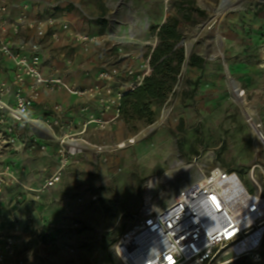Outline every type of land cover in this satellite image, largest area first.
I'll list each match as a JSON object with an SVG mask.
<instances>
[{
  "label": "rangeland",
  "instance_id": "374dc122",
  "mask_svg": "<svg viewBox=\"0 0 264 264\" xmlns=\"http://www.w3.org/2000/svg\"><path fill=\"white\" fill-rule=\"evenodd\" d=\"M50 1L68 3L70 18L88 33L113 31L124 37L132 15L148 19L149 30L124 46L134 68L140 66L136 56L151 51L158 27L177 17L185 62L168 98L151 104L153 123L125 119L122 107L117 116L102 115L93 105L92 115L105 125L92 124L85 131L70 120L54 126L61 140H53L52 153L48 145L27 138L16 150L0 144V169L10 166L21 183L6 188L0 200V245L11 242L7 263L120 264L114 247L140 222L142 210L165 207L206 165L236 172L251 192L254 172L264 196V147L247 122L254 114L263 131L264 3L243 0L235 9L219 12L220 0ZM73 4L106 21L84 22ZM182 13L189 18L182 19ZM193 55L204 60L202 67L189 66ZM116 57V51L107 52L105 63L122 64ZM229 79L244 91L241 103L234 99ZM69 94L67 89L47 90L42 115L33 119L53 124L54 106L69 108ZM72 139L80 144L75 155L66 146ZM42 157L49 160L41 164ZM54 176L59 181L47 186ZM259 255L257 263L252 255L239 261L264 264V240Z\"/></svg>",
  "mask_w": 264,
  "mask_h": 264
},
{
  "label": "built area",
  "instance_id": "2783aa9c",
  "mask_svg": "<svg viewBox=\"0 0 264 264\" xmlns=\"http://www.w3.org/2000/svg\"><path fill=\"white\" fill-rule=\"evenodd\" d=\"M68 5L50 0H0V58L12 65L10 78L0 77V144L15 149L24 146L16 133L17 124L31 128V136L38 134L31 127L35 119L29 113L44 90L67 89L77 100L69 108L54 106L53 124L44 123L56 136L53 127L62 126L64 121L72 120V124L85 131L92 124L103 127L106 122L95 119L91 107L99 108L102 115L112 112L117 116L124 97L140 88L152 73L151 54L157 45L156 36L151 51L136 56L139 68L128 63L132 55L123 51L124 46L149 30L148 19L140 21L132 16L124 37L113 31L104 35L88 33L81 30L78 20L70 18ZM73 5L86 23L106 21L90 16L78 4ZM72 49L85 55L97 51L102 56L114 50L122 64L108 65L107 58L103 59L95 82L81 87L66 80L72 70L85 65L76 63ZM197 173L165 207L158 210L146 206L142 210L140 222L128 229L114 247L120 264H225L249 255L255 263L261 261L264 196L258 181L251 177L254 190L246 187L242 191L238 182L242 180L235 172L206 165ZM58 181L59 178L51 177L47 186ZM16 185L21 183L12 168L7 165L0 169V194ZM225 189H238L240 196L252 195L253 207L236 215L229 207ZM10 243L0 245V264H11L7 263ZM227 255L231 256L228 260Z\"/></svg>",
  "mask_w": 264,
  "mask_h": 264
},
{
  "label": "trees",
  "instance_id": "16d2710c",
  "mask_svg": "<svg viewBox=\"0 0 264 264\" xmlns=\"http://www.w3.org/2000/svg\"><path fill=\"white\" fill-rule=\"evenodd\" d=\"M182 19H188L185 13L179 14ZM102 22H105L104 20ZM180 20L169 17L156 31L157 45L151 54L152 73L143 85L136 91L127 94L122 101V112L125 119H146L153 123L155 113L152 103H163L171 94L177 77L185 62L184 49L179 47L181 33ZM204 60L199 56L189 58V66L202 67ZM231 264H242L239 260Z\"/></svg>",
  "mask_w": 264,
  "mask_h": 264
},
{
  "label": "crops",
  "instance_id": "0c3cea01",
  "mask_svg": "<svg viewBox=\"0 0 264 264\" xmlns=\"http://www.w3.org/2000/svg\"><path fill=\"white\" fill-rule=\"evenodd\" d=\"M65 45H68L67 41H65ZM71 54H72V56H74L76 63L85 64V65H84V67H79V68L76 67L74 70H72L71 74H69L66 78L67 82L68 83H76L77 85H79L81 87H87V86L92 85L95 82L96 74H97L99 65L103 61L104 56L100 55L97 51L96 52L93 51L90 55H85L84 53L80 52L78 49H72ZM11 70H12V65L10 63L6 62L4 59L0 58V77L4 78V79H9L11 74H12ZM45 93H47V90H44L42 92L41 99L34 106V108L30 111L29 117L31 119H33V117L34 118L38 117V115L42 112V103L45 102L47 99L45 97ZM69 95L72 98V102L70 104V107H72L76 104L77 100L71 94H69ZM40 115H42V114H40ZM259 118L263 123V131H264V105H263V110L261 109L259 111ZM26 131L29 132L32 130L29 127L23 128L21 125L17 124L16 133L19 137V140L23 141L25 138H27L25 141H29V142L35 141V142H39L41 145H48V148L51 151V148H52L51 143L53 142L54 139H49V137L47 135L42 134V133L36 134L34 136H31V134H29V136L27 137ZM12 149L16 150L15 148H12ZM51 153H52V151H51ZM48 160L49 159L47 157H42L40 159V163L44 164ZM254 160H255V158H253V161ZM211 166L213 167V165H211ZM221 170H223V169H221ZM243 180L247 181L244 178H243ZM24 183H26V181H24ZM27 183H28V185L30 184L28 181H27ZM14 188H19V187H14ZM6 191L7 190H5L2 194H0V200L2 199L3 195L5 196V194L7 193Z\"/></svg>",
  "mask_w": 264,
  "mask_h": 264
},
{
  "label": "bare ground",
  "instance_id": "6f19581e",
  "mask_svg": "<svg viewBox=\"0 0 264 264\" xmlns=\"http://www.w3.org/2000/svg\"><path fill=\"white\" fill-rule=\"evenodd\" d=\"M242 1L243 0H220V4H219V7H218V11L219 12H224L226 10L228 11L229 9H235L237 7V5H235V4H239ZM256 1H258L259 3H264V0H256ZM134 11L135 10H133V12ZM229 87H230V90L232 92V95H233L234 99L237 102L241 103L243 101L244 91L239 87V84L235 80L229 79ZM247 122L252 127V129L254 130L255 135L257 136V138L261 142L262 146L264 147V132L262 131L261 125L258 122V120L255 117V115L252 114V113H250L247 116ZM31 127H32L33 131H37L38 134L39 133H42V134L47 135L49 137V139L57 140V136H55L50 131L49 127H47L44 123H42L39 120L35 119L32 122ZM58 140H61V139L58 138ZM63 142H64V140H63ZM78 142L79 141L73 140V139L67 142V145L66 146L70 150V153L73 154V155L78 154L81 151V150H79L80 144H78ZM212 160H213L212 158H209L207 161H212ZM180 165L181 164H175L174 167H178ZM251 177H254V179H255V173L254 172L250 175V178ZM238 182H239V186L242 189V191L243 190L246 191L247 188L243 184V182L240 181V180ZM152 185L153 186L157 185L155 180L152 182ZM237 190L238 189H236V190L234 189V191L231 192V191H228V190L225 189L224 191L226 193L227 200L229 201V207H230V209L236 215H242V214H245L246 212H248L253 207V202L251 200H254V198H253L252 195L249 194L248 195L249 197H248L244 193H243L242 196H240V190L239 191H237ZM175 197H176V194L171 197V199L169 200V202H171ZM243 197H244L243 201L238 202ZM254 197H256V196H254ZM229 262H231V261H228L225 264H227V263L229 264Z\"/></svg>",
  "mask_w": 264,
  "mask_h": 264
},
{
  "label": "snow or ice",
  "instance_id": "6c2138e0",
  "mask_svg": "<svg viewBox=\"0 0 264 264\" xmlns=\"http://www.w3.org/2000/svg\"><path fill=\"white\" fill-rule=\"evenodd\" d=\"M168 259L171 261L172 260V257H168Z\"/></svg>",
  "mask_w": 264,
  "mask_h": 264
}]
</instances>
